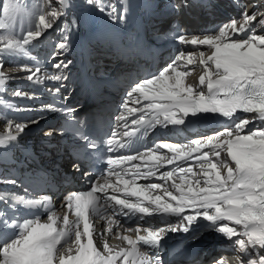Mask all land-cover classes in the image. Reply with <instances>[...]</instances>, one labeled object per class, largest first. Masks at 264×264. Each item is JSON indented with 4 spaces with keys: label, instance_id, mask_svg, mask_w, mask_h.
Instances as JSON below:
<instances>
[{
    "label": "snow or ice",
    "instance_id": "6c2138e0",
    "mask_svg": "<svg viewBox=\"0 0 264 264\" xmlns=\"http://www.w3.org/2000/svg\"><path fill=\"white\" fill-rule=\"evenodd\" d=\"M192 2L206 10L215 6L214 0ZM233 2L239 10V19L232 18L199 35L176 32L172 39L181 45H191L197 52L179 51L168 67L131 84L120 105L115 128L101 143L110 153L134 150L107 156L104 171L90 181L88 190L71 191L65 196L61 207L67 211L63 216L49 196L29 198L28 187L24 188L25 195L0 192V264H165L161 258L165 245L161 241L168 232H192L191 239L195 240L201 230L214 231L231 241L237 264H264V255L255 254L264 250V34H257V25L252 23L264 13L257 7L249 15L243 0ZM83 3L114 21H125L129 13L128 0H121L119 8L105 7L102 0H83ZM152 3L156 8L163 4L175 12L181 6L185 9L191 6L189 0H152ZM74 7L72 0H55V6L52 0H0V69H4L7 59L11 67L28 73L24 77H8L6 69L0 71V94L6 91L11 79H26L33 84H41L45 79L56 81L59 86L54 93L61 92L68 76L63 71L41 75L40 63L32 51L43 45L40 38L56 21H60L56 30L61 35L50 58L71 50L72 34L78 33L82 23H86L72 15ZM151 23L150 17L144 26ZM258 24L264 26V19ZM109 43L121 47L122 54H132L131 47L117 38ZM201 47L210 54L200 51ZM22 59L35 63H21ZM70 63L61 59L52 67L67 69ZM193 64L202 67L199 89L186 83V77L195 71L189 67ZM12 95L31 98L19 89ZM67 99L61 97L62 101ZM45 107L65 116L60 129H50L45 135L51 137L53 131L62 136L69 133L74 141H79V146L68 149L74 157L71 168L87 176L90 170L82 171V167L95 162L100 148L97 139L85 131L88 127L85 121L73 115L75 108L55 103ZM0 108L20 110L15 103L2 98ZM237 112L257 114L262 127L246 132L250 121L237 116ZM209 113L225 118L217 121L224 125L222 130L187 143L160 142L151 149H135L157 126H181L189 116ZM5 123L0 152L7 156L19 148L27 124L38 120L19 123L8 118ZM221 153L230 159L220 160ZM133 161L141 163L133 164ZM177 161H196L199 170L193 171V166ZM165 164L175 167L157 175ZM154 177L164 184L139 183ZM39 179L43 181L44 177ZM168 181L172 182L170 188L174 191L165 186ZM2 182L14 186L21 183L15 178H5ZM20 209L27 210L29 217L21 219ZM43 213L47 219L42 222ZM69 213L75 220L69 219ZM154 215L159 217L158 222L140 223ZM118 216L137 221L134 228L125 229V233L135 232V238L117 231L115 237L126 242L127 247L114 250L106 241L102 248L97 247L92 218L107 219L105 231L112 233L113 225L118 226L112 217ZM179 261L177 257V264ZM212 264H228V259L221 255Z\"/></svg>",
    "mask_w": 264,
    "mask_h": 264
},
{
    "label": "bare ground",
    "instance_id": "6f19581e",
    "mask_svg": "<svg viewBox=\"0 0 264 264\" xmlns=\"http://www.w3.org/2000/svg\"><path fill=\"white\" fill-rule=\"evenodd\" d=\"M113 2H115V0H111ZM243 2L245 4H247L248 2L249 3H253V5H251L250 7V11L248 12L249 15H251L252 12L254 11H257V7L259 8V11L261 13H263L261 11V8L264 4V0L260 1V0H243ZM234 2L231 1V3H229L228 1H226V4H228L227 6L223 7L221 5H219L217 7V9L215 11L212 12V14L210 13V11H207V20L208 21H212V25H210V29L209 31L211 30H214L218 25L220 24H223V23H226L228 22L230 19L232 18H237V14H235L233 12V8H232V4ZM234 5V4H233ZM235 7V5H234ZM235 9H237L235 7ZM72 15H74L73 13V10H72ZM72 16L70 15L69 16V20H71ZM64 18L62 17L61 20H63ZM261 19H264V15H258L257 18H256V21H254V24H257L259 22V20ZM253 23V22H252ZM60 24V21H56L54 23V26L52 29H49L45 34L44 36H42L40 39L43 40V45H41L39 48L35 49L32 51V55L36 56L37 57V60L44 66L45 64H47L50 60V57H47L45 52H48L49 49H53L54 47V44L57 40V37H56V34H57V27L59 26ZM257 34H264V29L263 31L257 33ZM36 43V42H34ZM200 51H205L206 53L210 54V51L205 48V47H201L199 49ZM45 51V52H44ZM191 52L195 53L197 52V49H191ZM23 60H26V59H23ZM22 62V60L20 61ZM190 68H193L195 69V71H193L191 73V76H190V79H189V83L188 84H191L193 86H195L197 89H199V76L202 74V67L198 64H193V65H189ZM45 68V67H44ZM4 69H6L7 71L5 72V74L8 76V77H24L26 76L28 73L27 72H22L21 70L17 69V68H14V67H11L7 61V59L5 60V64H4ZM4 69H0V71H4ZM41 75H45L46 74V71L41 69ZM121 74L122 72H120L119 74L116 75V77H118V82H121L123 83L122 79H121ZM19 80V79H17ZM8 83H10V80L8 81ZM19 87L25 89V90H34V88H36L39 84H33V82H30L28 81L26 84H19L17 83ZM13 103L16 104L17 108H20V106H31L33 100H32V97L29 98V97H25V98H18V99H14L12 100ZM28 102V103H26ZM3 109V108H2ZM3 111L5 112V114H8V112H6V109H3ZM22 111H35V110H24L21 109L19 112H22ZM26 118H29L27 117V115H25ZM247 118L249 119V124L245 127V131L247 132L249 129H255V128H260L262 127V122L258 119L257 117V114L255 113H248L247 115ZM8 119L7 117H0V135H3V134H6V123H5V120ZM10 119H12L14 122H19V121H26L27 119H14L12 117H10ZM20 123V122H19ZM223 153H221V156H220V160H227V158H224L222 157ZM199 169L198 168H194L193 171H198ZM2 172V174L4 173V170L0 171ZM204 232V235L202 236V238H205L207 237L208 238V241L207 242H210L212 240H228L226 239L223 235L221 234H218L214 231H208V230H203ZM258 253V252H257ZM256 254V253H255Z\"/></svg>",
    "mask_w": 264,
    "mask_h": 264
},
{
    "label": "rangeland",
    "instance_id": "374dc122",
    "mask_svg": "<svg viewBox=\"0 0 264 264\" xmlns=\"http://www.w3.org/2000/svg\"><path fill=\"white\" fill-rule=\"evenodd\" d=\"M233 4H234V3H233ZM233 4H232V5H233ZM233 6H234V5H233ZM235 10H237V9H235ZM261 11H262V8H261Z\"/></svg>",
    "mask_w": 264,
    "mask_h": 264
}]
</instances>
